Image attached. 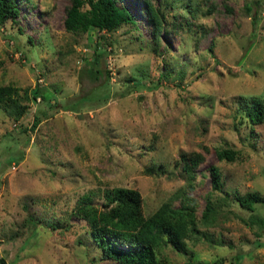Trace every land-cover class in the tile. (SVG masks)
<instances>
[{"label":"rangeland","instance_id":"obj_1","mask_svg":"<svg viewBox=\"0 0 264 264\" xmlns=\"http://www.w3.org/2000/svg\"><path fill=\"white\" fill-rule=\"evenodd\" d=\"M149 1L163 14L156 42L144 0H117L133 20L103 39L95 28L63 29L69 0H17L18 15L0 24V86L16 88L26 106L17 119L0 106V264H114L100 259L74 211L83 195L102 206L110 187L136 189L144 217L185 196L193 203L190 253L167 244L158 259L264 264V229L248 218H264V202L250 212L236 201L264 196V120L244 116L252 98L264 106V0ZM86 94L70 111L46 109ZM218 147L239 158L218 161ZM193 152L200 161L189 183L182 156ZM209 165L220 192L210 191ZM237 247L249 252L236 258Z\"/></svg>","mask_w":264,"mask_h":264},{"label":"trees","instance_id":"obj_2","mask_svg":"<svg viewBox=\"0 0 264 264\" xmlns=\"http://www.w3.org/2000/svg\"><path fill=\"white\" fill-rule=\"evenodd\" d=\"M144 3L147 21L151 27V38L156 42L157 36L162 31L163 14L149 0H144ZM18 13L17 0H0V24L7 19H14ZM132 20L129 11L118 6L117 0H69V5L64 10L62 25L66 32L71 33H85L89 28H95L99 32V37L103 39L101 33L112 31L121 24L131 23ZM207 49L210 51V45ZM100 53L93 51V63L98 62L97 56ZM94 71L93 79L102 74L100 69ZM28 94L31 98H35L37 89L30 90ZM28 94L25 90L23 98L28 100ZM87 96L90 98V94L68 97L64 104L57 103L58 107L46 104V109L48 112L57 111V108L70 111L69 103L73 102L75 106L87 99ZM106 99V96H103L98 101L105 102ZM0 106L13 119L19 118L26 108L19 103L17 90L11 85L0 86ZM244 116L250 125L263 122L264 106L259 98L251 99L244 110ZM36 123L37 119L34 118L31 127ZM214 154L218 161L233 162L239 158L238 150L230 147L215 148ZM182 158L181 168L190 183L193 178L191 170L200 161V155L193 152ZM207 172L210 178V191L220 192L218 167L209 165ZM89 198L88 195L78 198L74 211L86 222L91 241L99 249L100 259L112 261L114 264H169L163 258L158 259L156 252L169 244L176 251L189 254L185 247V239L199 233L195 228L193 203H190L186 196L178 207H170L165 202L147 217L141 214L140 194L133 188L103 189L102 206L92 204ZM236 201L240 208L251 212L255 203L264 202V196L256 191H247L238 194ZM212 211L210 202L205 201L201 213L204 223H208ZM248 218L250 223L264 229V218L252 214ZM248 252L237 247L235 257L239 258Z\"/></svg>","mask_w":264,"mask_h":264}]
</instances>
